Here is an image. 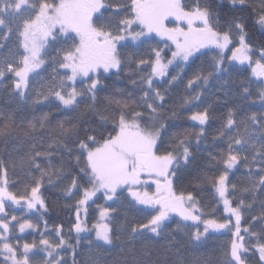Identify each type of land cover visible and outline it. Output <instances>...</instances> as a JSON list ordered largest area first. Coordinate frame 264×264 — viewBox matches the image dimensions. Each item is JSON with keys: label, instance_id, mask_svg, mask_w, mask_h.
Instances as JSON below:
<instances>
[{"label": "snow or ice", "instance_id": "snow-or-ice-1", "mask_svg": "<svg viewBox=\"0 0 264 264\" xmlns=\"http://www.w3.org/2000/svg\"><path fill=\"white\" fill-rule=\"evenodd\" d=\"M238 2L241 5L244 4V0H230L233 6ZM109 8H114L117 16L120 12H125L127 15L116 19L114 23L110 18L109 22L98 25L95 21L100 20L103 12L108 11ZM21 10H27L30 14L27 19L23 20L22 30L19 31L24 54L15 64L9 62L7 58H0V79L4 78L6 73H14L16 79L12 91L22 100L26 99L25 89L28 87L29 73L45 63L42 57L46 52L48 42L54 41L57 33L63 34L66 40L72 39L74 42L70 47L58 50V55L51 59L60 69L70 70L71 74L61 77L58 84L54 78L47 87V92H38L37 96L43 100H47L49 96L55 97L66 109L72 110L79 109V101L88 97L91 102L85 105L81 115L84 112H92L99 117L100 121L104 123L110 121L112 131L98 140L96 136L87 135L86 130L85 138L81 139L78 135L80 129L71 119L58 121L54 128L50 127L48 113H44L38 120L29 121L27 127L21 129V132L23 137L32 140V144L26 158L21 160V167L26 164L30 169L38 171L40 175L37 178L29 171L27 175L34 186H31L30 194L26 186L25 194L18 196L8 190L7 168L0 161V213L4 212L6 199L17 204L26 200L29 209L36 208L37 205L45 207L44 200L40 196L41 183L47 179V182L51 184L54 179H59L65 174L66 170L62 164L59 167L52 164L53 151L63 150L69 157L68 162L71 164L74 159L79 173L90 185L89 187L82 186L79 178L72 176L70 187L66 189L67 194H74V189L82 192V197L76 201L77 222L73 225L77 234L95 231L97 241L112 245L113 228L110 214L115 212V209L102 208L101 222L95 224L91 230L80 221V209L101 190L105 198L111 200L118 195L119 191L127 189L128 194L136 203L149 206L156 213L146 223L133 226L132 234L135 235L138 232L142 234L147 231L158 237L163 231L164 222L171 213H176L180 216L181 223L187 221L194 222V225L195 222L203 223L202 232L198 225H195L197 230L192 234V239L195 241H199L210 229L231 231L233 238L223 253V264H246L244 254L249 251V248L246 247L244 236L241 235V209L245 207V203L241 200L236 207L232 206V201L228 199L226 182L229 170L237 166L241 159L245 161L249 159L247 156H242L241 151L250 150L254 153L251 162H255L256 156L264 157V116L258 117L256 113H252L238 124L233 118V110H229L227 121L222 125L218 138H223L226 132H230L233 128L236 129V133L228 137L227 152L212 157V160L222 163L225 170L218 177L205 176L204 179L214 185L223 201L225 212L235 217V225L233 226L231 219H226L222 223L216 219L202 220L203 212L196 197L191 192L187 195L183 192L177 195L173 185V178L179 167L182 163L186 165L191 157L187 146V135L190 134H186L184 138L177 137L173 151L160 153L162 132L166 131V125L160 119L163 114L165 95L159 88H154V78L166 77L169 66L174 65V61L177 65L187 62L200 49L208 46H214L219 50L218 58H214L213 72L207 75L203 72L195 74L187 81V87L191 89L193 86H199L200 82L206 86L214 74L225 72L226 69L223 67L225 49L233 42L231 27L224 31L218 30V18L207 5L201 6L199 0H195L192 6L182 3V0H125L122 4L107 6L104 0H51V2L50 0H34L30 4L28 0H0V25L7 26L4 17H15ZM256 11L257 23L264 26V0H261ZM169 17H173L185 27L177 24L176 27L169 28L165 23ZM134 26L139 27L140 30L133 31ZM234 27L239 32L238 47L232 49L229 61H239L240 64L247 62L251 68V76L264 84V49H260L259 58L253 61L250 55L252 45L246 41L244 24L237 21L234 22ZM9 31L12 29L9 28ZM73 33L75 37L72 36ZM153 33L166 37L175 45L176 50L172 52V59L166 63L161 57L162 50L157 49L151 50L155 56L154 60L135 61L137 72L144 67L150 68V71L139 76L138 80L131 81L142 91L139 100L146 107L147 116L135 110L140 106L137 105L136 100H122L115 97H108L107 100L110 105L117 106L118 113L104 115L96 108L100 81L90 74H98L101 70L103 72L112 69L119 71L126 64L131 65L134 62L132 56L129 55L122 59L117 45L128 39L143 42L142 38L149 39ZM4 38H7L6 34ZM75 38H78V42H75ZM80 76L88 78L91 81L90 84L81 90H77L74 86L69 89L67 82L74 83ZM179 79V74L173 75L168 83L171 86ZM243 92L245 95L250 94L248 88H244ZM258 95L261 101H264V87L260 89ZM199 99L200 94L186 97L184 104H190ZM38 102L39 100L32 101L33 104ZM175 115L173 112L172 116ZM190 119L198 121L201 126L205 125L209 120L208 108L193 113ZM38 129L47 133L48 143L44 151L36 150L38 144L44 143L43 136L37 140L34 135ZM15 130L13 117L9 115L7 122L0 126V137H6ZM203 133L204 128L201 127L200 132L195 134L197 142ZM73 136L76 138L71 139ZM69 144L76 145V150L80 152V155L73 158V149L69 147ZM181 149L182 151H179ZM85 152L86 157L81 161V155ZM40 158L47 162L46 166L39 163ZM81 163L83 167H80ZM260 170L264 171V168ZM142 177L148 179H142ZM149 181L155 185L154 192L147 190ZM141 188L144 190L141 191ZM258 188H264V175L259 177L258 183L254 182L244 191L254 193ZM232 189L235 191V185H232ZM251 206V204L247 205L249 208ZM105 219L109 222H103ZM252 219L264 220V214ZM12 220L15 221L16 217H12ZM34 227L36 226L27 220L19 224L21 232L25 228ZM177 228H180V223L177 224ZM8 231L9 222L0 218V241L9 239L4 236V233ZM243 231L249 233L250 229L245 227ZM55 232L59 237L58 243H52L46 238L39 242L47 254L43 264H66L63 257L56 255L58 250H66V248H72V264H77L75 248L65 240L61 234V227L58 226ZM250 234L252 237L257 236L256 232ZM38 247L35 242H26L20 252L18 242L15 246L12 243L0 242V254H5L4 264H8L9 261L11 264H31L29 254ZM168 247L171 249L172 244L169 243ZM254 249L259 252V259L264 264V243L258 242ZM91 264H103V260L96 257L91 260ZM116 264H161V261L159 259L152 261L151 252L148 246H145L139 256L133 249ZM178 264H183V262L178 261ZM198 264H210V261L200 260Z\"/></svg>", "mask_w": 264, "mask_h": 264}, {"label": "trees", "instance_id": "trees-1", "mask_svg": "<svg viewBox=\"0 0 264 264\" xmlns=\"http://www.w3.org/2000/svg\"><path fill=\"white\" fill-rule=\"evenodd\" d=\"M195 0H182V3L192 6ZM201 6L207 5L212 13L218 18L221 25L220 31H224L234 25V22L244 24L246 32V41L257 47L259 50L264 49V26L257 23V11L261 0H244V4L239 2L233 6L230 0H199ZM166 24L175 23L176 27L179 24L185 27L184 24L169 18L165 21ZM172 47V46H171ZM171 47H168L170 49ZM172 49V48H171ZM167 52V51H166ZM164 54V60L170 56L167 52ZM162 57V55H161ZM133 63L125 65L119 71H114L101 78L98 85L96 108L104 115H110L114 112L118 113V108L115 104H109L107 98L115 97L122 100H136L138 106L135 110L143 112L147 116V109L143 106V102L139 100L142 91L138 85H133L132 80H138L139 76L144 75L150 71V68L144 67L137 72L135 61L139 59L154 60V53H143L139 56H132ZM214 61L208 56H200L192 60L183 70L177 73V67L169 68L170 74L180 75V79L167 86L163 93L165 95L164 107L162 109L161 122L166 125V131L162 132V141L160 143V153L165 151H173L176 138H184L187 135V146L190 149L191 157L187 164H181L176 176L173 178L174 189L179 195L183 192L187 195L191 192L199 202V207L203 212L202 220L216 219L219 222H224L226 219L233 221V216L225 212L222 199L215 190L214 185L210 181L204 179L207 177H218L225 169L222 163L212 160V157L220 156L227 152L228 137L236 133L233 128L230 132H226L223 138H218V133L227 121L229 110H233L234 119L239 124L240 121L246 120L252 113H256L258 117L263 114L257 111L258 107H264V104L259 98L260 82L251 76L250 68L248 66H241L239 70L233 75L225 78L229 80L226 83L228 90L224 99L214 104L213 109L209 113V120L203 126L197 121L190 119L191 115L196 112L198 107L202 104L204 93L209 89L210 82L215 78H220V74H214L210 82L205 86L200 82L199 86H193L191 89L187 87V81L195 74L203 72L207 75L213 72ZM223 75V73H222ZM155 83H160L161 79H154ZM14 84L10 81L6 84L3 91L0 92V126L7 122L9 115L13 117L16 130L8 134L6 137H0V161L3 162L4 167L7 168V178L9 181L8 190L22 196L25 194V188L28 187L30 194L31 186H34L31 178L27 175L31 171L32 175L39 177L40 173L34 169H30L26 164L21 167L22 158H26L29 152L32 140L23 137L21 129L27 127L29 121L38 120L44 113L49 114L50 127L54 128L58 121L71 119L74 124L79 127V137L85 138V131L87 135L96 136L98 140L107 136L108 132L112 131V124L109 121L104 123L99 120V117L92 112H81L85 105L90 103V99L85 97L80 100L79 109H66L60 103L54 102L49 104L47 101H40L34 105H23L22 99L19 95L12 91ZM244 88L249 89L248 95L243 92ZM200 94V99L192 101L190 104H184L186 97H191ZM220 95V94H219ZM259 102V103H258ZM175 112V116L172 113ZM204 128V133L199 142H197L196 133L200 132V128ZM114 134V133H113ZM37 140L44 137V143L38 144L37 151H44L48 143L47 133L38 129L34 134ZM73 136L71 139H75ZM73 149V158L80 155L76 150V145L69 144ZM235 148V146H234ZM179 151H182L179 150ZM86 157V152L81 155V161ZM69 157L66 151H53L52 164L59 167L61 164L65 168V174L59 179H54L53 183L49 184L47 179L41 183L40 196L43 198L45 207L37 205L36 208L29 209L31 212L46 223H54L60 225L63 229L71 235V245L75 248V259L77 264H81L82 247L85 240V232L77 234L73 225L77 222L76 201L82 197V192L73 190L74 194H67L66 189L70 187L72 176L79 178V183L82 186L89 187L86 178L82 177L78 168L75 166L73 159L72 163L68 162ZM42 166H46L47 162L39 159ZM80 167H83L81 163ZM264 175V171L256 169V167H242L240 164L236 168H232L228 172V197L235 207L241 200L244 201L245 207L242 211L241 226L250 229L249 233L244 231L242 236L253 238L254 245L264 243V220H253V217H260L264 214V188H258L254 193L252 191H244L250 188L254 182L259 181V177ZM235 185V191L232 189ZM179 193V194H178ZM98 202V201H97ZM87 206L89 203H86ZM251 204V208L247 207ZM83 206L80 209V221L83 224L84 213ZM97 209L90 208L89 219L94 220L97 217ZM199 214V213H198ZM171 218H181L178 214H171ZM188 226L198 227L202 226V222L187 221L183 222ZM196 227V226H195ZM227 232L224 229L219 231L209 230L208 234L225 235ZM251 232H256L257 236L252 237ZM254 247V246H253ZM252 247L250 253L255 249ZM256 251V250H255ZM259 253L256 251V254ZM248 253L244 254V256ZM66 264H72L73 250L68 248L66 255Z\"/></svg>", "mask_w": 264, "mask_h": 264}, {"label": "rangeland", "instance_id": "rangeland-1", "mask_svg": "<svg viewBox=\"0 0 264 264\" xmlns=\"http://www.w3.org/2000/svg\"><path fill=\"white\" fill-rule=\"evenodd\" d=\"M108 5L122 4L125 0H106ZM29 4L34 2V0H28ZM51 2V0H50ZM27 10H21L19 15L15 17H7L4 19L6 25H0V58H7L9 62L16 63L20 60V57L24 54V50L21 45V39L19 37V31L22 30L23 20L27 19L29 16ZM127 13L120 12L117 16L114 8L109 9L105 12L103 21L105 23L109 22L111 18L114 23L116 19L123 18ZM172 18V17H169ZM168 18V19H169ZM175 23H171L169 28L175 27ZM220 30V23L218 21ZM9 28L12 31H9ZM230 28V27H229ZM228 28V29H229ZM226 29V30H228ZM134 31H139V27L134 26ZM233 42L225 49V58L223 67L226 69L221 73L220 78H215L212 83L210 82L209 89L204 93L202 104L198 107L196 112L203 111L205 108H208L209 113L213 109L214 104L222 101L225 97L228 87L225 82L229 80L225 79L228 76L233 75L239 70L241 66H250L247 62L240 64L239 61H229V57L232 56V49L238 47V36L239 32L235 29L234 25L231 26ZM7 35L5 39L4 36ZM155 33L151 34L149 39L141 41L131 42V47L129 51L126 50L125 57L139 56L143 53H152V49L162 50L165 47H171L170 56H168L164 62L166 63L169 59H172V52L176 50L175 45L171 42L170 44H162L161 38L156 40L154 36ZM60 43H55L58 41ZM66 49L63 45L62 34L57 33L56 39L50 40L46 46V52L42 57L45 60V63L41 65L40 68L35 69L29 73V83L28 87L25 89L26 99L22 100L23 105H34L32 101L39 100L47 101L50 105L55 101H58L55 97L49 96L47 100L40 99L37 96L38 92H47V87L52 83L55 78L57 84L61 77H66L70 75L69 70L60 69L57 64L52 62V57L58 55V50ZM164 50L161 51L162 59L164 58ZM128 51V52H127ZM260 50L252 46V52L250 55L253 57V61L259 58ZM62 55V52L60 53ZM208 56L212 58H218L219 50L214 46H208L200 49L194 56L190 57L187 62H182L179 65L174 61V65H170L169 68L177 67V73L181 72L185 66H187L192 60L200 56ZM124 57V58H125ZM63 74L64 72H66ZM251 73V68H250ZM174 74H170L168 69V74L166 77L160 78L156 77L154 79H161L160 83H154V88H159L162 92L164 89L169 86L168 81L171 80V77ZM103 77V76H101ZM14 73H6L5 77L0 79V92L4 90L8 81H11V84H14L15 80ZM75 86V82H67V87L70 89ZM264 87V84L260 83V87ZM81 90V88L77 89ZM220 94V95H219ZM224 95V97L221 96ZM21 98V97H20ZM59 102V101H58ZM259 103V102H258ZM261 105H264L260 103ZM257 111L263 114L264 116V107H258ZM195 112V113H196ZM194 122V121H193ZM198 122V121H197ZM258 131V130H257ZM240 151L239 149H237ZM242 156H247L249 159L245 161L241 159L238 163L242 167H256V169L264 168V157L256 156L255 162H251V158L254 153L250 150L241 151ZM259 165V167H258ZM235 166L234 168H236ZM143 179V178H142ZM153 183L149 181L148 191L154 192L155 186H152ZM154 185V184H153ZM90 186V185H89ZM144 189L141 188V191ZM179 194V193H178ZM229 199V197H228ZM98 201V202H97ZM87 204L83 207L84 219L83 224L86 225L87 229H93V226L101 222L100 212L102 208L115 209V212L110 214V222L113 228V243L112 245H105L103 241H97L95 237V231H85V240L82 247L81 253V264H91V260L96 257H100L103 260V264H116L119 259H122L125 255H128L133 249L135 253L139 256L142 250L145 249V246H148V249L151 252V260L161 261V264H178V261H182L183 264H198L200 260H209L210 264H223V253L232 240L231 231L225 232V235H219L218 233L209 235L205 234L199 241L192 239V234L196 232L197 227L188 226L184 223H181L179 219L171 218V213L169 218L164 222L163 231L160 236H156L151 232H143L132 234L131 229L133 226L146 223L152 215H155L149 206L138 204L134 199L128 194L127 189L118 192V195L113 197L111 200H107L103 191L97 192L96 195L89 200ZM90 208L97 209V217L94 220L89 219ZM230 214V213H229ZM12 217H16V220L13 221ZM0 218H4L9 222V231L4 233V236H7L9 239L7 241L12 243L14 246L17 242L20 245L19 251L22 252L24 243H33L35 242L39 247L33 250V253H30L31 264H43V261L46 257V252L43 250V246L39 245L41 239H48L52 243H58L59 237L57 236L55 229L60 226L54 223H46L43 219L33 214L31 210L28 209L26 200H22L19 204L13 203L10 200L6 199L4 212L0 213ZM205 219V218H204ZM25 220L30 221L36 227L34 228H25L23 232L19 230V224L23 223ZM103 222H109L108 219H105ZM180 223V228H177V224ZM233 226L235 225V217L233 216L232 221ZM61 227V226H60ZM199 230L202 232L203 227L200 226ZM234 231V227L232 229ZM243 228L241 226V233ZM61 234L64 236L65 240L71 244V235L68 231L61 227ZM246 247L249 248L248 255L244 256L246 264H262L259 259V256L256 255V251L249 253L252 250V247L255 246L251 237H244ZM169 243L172 244L171 249H169ZM254 248V247H253ZM67 250H58L56 255L63 257L66 260ZM5 254H0V264H4ZM8 264H11L9 261Z\"/></svg>", "mask_w": 264, "mask_h": 264}, {"label": "flooded vegetation", "instance_id": "flooded-vegetation-1", "mask_svg": "<svg viewBox=\"0 0 264 264\" xmlns=\"http://www.w3.org/2000/svg\"><path fill=\"white\" fill-rule=\"evenodd\" d=\"M104 3H105V5L107 6L108 5V3H107V1L106 0H104ZM109 9H111V8H109ZM107 12V11H106ZM104 16H105V12H103V16L101 17V19L100 20H96L95 22L99 25L100 23H105L104 21H103V18H104ZM170 24L171 23H169V24H166L168 27H170ZM134 31V30H133ZM114 34H116L115 32H114ZM72 36L73 37H75V34L73 33L72 34ZM154 36L156 37V40L158 39V38H161V43L162 44H170L171 42L169 41V40H167V38L166 37H160V36H157L156 34H154ZM62 37H63V45L66 47V48H68V47H70L71 46V44L74 42L72 39H65L64 38V36H63V34H62ZM75 42H78V38H75ZM131 42H133V41H131L130 39H128V40H126V41H122L120 44H118L117 45V50H118V52L120 53V55H121V58L123 59L124 57H125V52H126V50H128L129 51V47H131ZM55 43H60L59 42V40L58 41H56ZM121 45H123V46H121ZM163 49H165L164 50V54H165V52L167 51V52H170V50L167 48V47H165V48H163ZM162 49V50H163ZM127 51V52H128ZM166 52V53H167ZM63 70V69H62ZM70 71V70H69ZM114 71H117L116 69H112V70H109L108 72H103L102 70H101V72L100 73H91L90 75L94 78V79H98L99 81L101 80V76H106V75H108V74H110V73H113ZM65 73H67V71L66 72H64L63 74H65ZM70 74H71V72H70ZM90 80L88 79V78H85V77H82V76H80V77H77V79H76V81H75V86L74 87H76L77 89H79V88H81V89H83V88H85V87H87V85L88 84H90ZM56 102H58V101H56ZM58 103H60V102H58ZM63 106V105H62ZM64 107V106H63ZM255 256H259V253H257Z\"/></svg>", "mask_w": 264, "mask_h": 264}]
</instances>
